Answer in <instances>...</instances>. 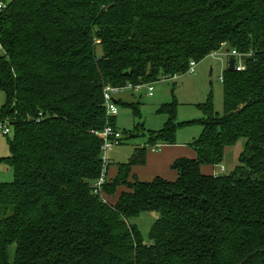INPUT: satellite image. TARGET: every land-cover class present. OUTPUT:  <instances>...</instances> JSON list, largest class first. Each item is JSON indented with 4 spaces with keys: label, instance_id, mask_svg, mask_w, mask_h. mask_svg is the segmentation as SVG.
Returning <instances> with one entry per match:
<instances>
[{
    "label": "trees",
    "instance_id": "obj_1",
    "mask_svg": "<svg viewBox=\"0 0 264 264\" xmlns=\"http://www.w3.org/2000/svg\"><path fill=\"white\" fill-rule=\"evenodd\" d=\"M0 2V161L14 175L0 181V264H264V0ZM221 49L244 68L224 70L221 114L211 97L198 105L195 157L175 159L172 180H139L136 147L94 192L97 132L115 127L103 86L181 76ZM173 109L149 146L175 144ZM239 140L238 163L215 172ZM145 212L159 214L149 243L129 222Z\"/></svg>",
    "mask_w": 264,
    "mask_h": 264
},
{
    "label": "rangeland",
    "instance_id": "obj_2",
    "mask_svg": "<svg viewBox=\"0 0 264 264\" xmlns=\"http://www.w3.org/2000/svg\"><path fill=\"white\" fill-rule=\"evenodd\" d=\"M1 1V0H0ZM225 49L213 52L205 56L196 65L191 73L183 74L176 78L162 79L154 82L151 95L147 93V85L138 90L126 89L116 98L121 100L116 104L115 128L122 133V142L105 150V156L111 163L110 172L118 163L126 162L136 147L149 146V137L152 132H158L168 122L170 116L161 110L162 106L173 105L171 121L177 125L175 130V144L181 146L188 153H194L191 142L199 137L202 132L200 121L205 118L204 112L198 107L211 97L214 111H223V82L221 80L226 69L227 55ZM5 96L0 92V107ZM11 130L5 123L0 125V157L9 155L7 138L11 132L4 134V128ZM242 148V140H239L231 150L224 154L220 165H214L215 172L228 173L238 163V153ZM223 168V170H222ZM107 170V168H106ZM107 172V171H106ZM109 172V173H110ZM14 178L13 169L5 162L0 161V181L11 182ZM103 198L114 202L115 197ZM156 212L140 213L129 220L136 225L145 243H149V231L153 222L158 218Z\"/></svg>",
    "mask_w": 264,
    "mask_h": 264
},
{
    "label": "built area",
    "instance_id": "obj_3",
    "mask_svg": "<svg viewBox=\"0 0 264 264\" xmlns=\"http://www.w3.org/2000/svg\"><path fill=\"white\" fill-rule=\"evenodd\" d=\"M3 7V4L0 2V9ZM230 56H233L234 59L236 58L238 60V58H240V54L235 51V50H231L229 53ZM236 59L234 61V69L236 70H242L244 68V66L241 64L240 60H238L236 62ZM196 65V62L194 60L190 61L188 69L186 70V73H191L194 69ZM179 76H172V78H176ZM164 79H171V78H166L164 77ZM222 80V78H221ZM154 83V82H152ZM152 83H147V84H135L133 85L130 82H126L123 85H118V86H114V85H110V84H106L103 86L102 88V95H103V104H104V108H105V112L107 116H115L117 113V108H116V104H117V98L116 96L121 94L124 90L126 89H132L134 91L138 90L141 86L147 85V93L148 95H151L154 87ZM10 132V129H8L7 127L4 128L3 133L4 134H8ZM97 135L101 138L102 141V153H101V159H102V171L100 173L99 178L96 180L94 186V192L96 193H101V186L102 184L105 182L106 180V168H107V162H108V158L105 156V150L109 149L111 146L115 145V144H119L122 142V133L116 129L115 127H113L110 124H106L104 126V128L97 132ZM161 144H156L154 146H152V150L159 148ZM223 170V168H222Z\"/></svg>",
    "mask_w": 264,
    "mask_h": 264
},
{
    "label": "crops",
    "instance_id": "obj_4",
    "mask_svg": "<svg viewBox=\"0 0 264 264\" xmlns=\"http://www.w3.org/2000/svg\"><path fill=\"white\" fill-rule=\"evenodd\" d=\"M224 53H226L227 55V63H226V67H227L230 55L228 53V50L226 49ZM179 157L194 158L195 152L188 153L183 148H181V146L176 144H161L159 148H157L154 151H150V150L146 151L145 163L143 165H135L131 167L130 178L131 176L134 175L139 180L147 181L153 179L156 176H159L164 179L172 180L175 178L176 172L172 170L170 166L172 162ZM110 168L111 165L108 167L106 172V176L108 179L112 178L117 173L116 167L111 172H110ZM201 171L203 173H210L212 171V167L202 166Z\"/></svg>",
    "mask_w": 264,
    "mask_h": 264
},
{
    "label": "water",
    "instance_id": "obj_5",
    "mask_svg": "<svg viewBox=\"0 0 264 264\" xmlns=\"http://www.w3.org/2000/svg\"><path fill=\"white\" fill-rule=\"evenodd\" d=\"M234 61H235L234 57L233 56H230L229 57V61H228V69L230 71H233L234 70Z\"/></svg>",
    "mask_w": 264,
    "mask_h": 264
}]
</instances>
